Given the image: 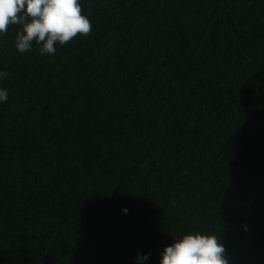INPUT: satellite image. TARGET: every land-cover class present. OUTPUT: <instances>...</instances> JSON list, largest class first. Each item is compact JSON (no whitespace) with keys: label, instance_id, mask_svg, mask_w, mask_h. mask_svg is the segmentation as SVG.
<instances>
[{"label":"trees","instance_id":"trees-1","mask_svg":"<svg viewBox=\"0 0 264 264\" xmlns=\"http://www.w3.org/2000/svg\"><path fill=\"white\" fill-rule=\"evenodd\" d=\"M80 4L54 54L0 34V264H159L197 232L264 264V0Z\"/></svg>","mask_w":264,"mask_h":264},{"label":"clouds","instance_id":"clouds-1","mask_svg":"<svg viewBox=\"0 0 264 264\" xmlns=\"http://www.w3.org/2000/svg\"><path fill=\"white\" fill-rule=\"evenodd\" d=\"M9 25H18L15 48L19 53L39 45L41 55L54 54L55 45H64L77 34L86 36L91 23L82 14L80 0H0V34ZM7 72L0 71V79ZM8 89L0 87V104L8 100ZM127 208L123 209L126 214ZM225 245L215 234L189 233L164 247L159 264H229ZM136 264H145L148 254L134 258Z\"/></svg>","mask_w":264,"mask_h":264}]
</instances>
